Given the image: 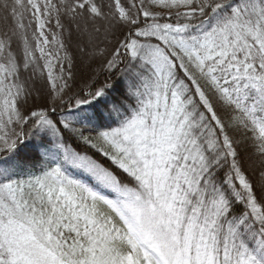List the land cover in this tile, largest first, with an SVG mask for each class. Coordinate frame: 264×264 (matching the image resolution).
Here are the masks:
<instances>
[{"label":"snow or ice","instance_id":"obj_1","mask_svg":"<svg viewBox=\"0 0 264 264\" xmlns=\"http://www.w3.org/2000/svg\"><path fill=\"white\" fill-rule=\"evenodd\" d=\"M0 264H264V0H0Z\"/></svg>","mask_w":264,"mask_h":264}]
</instances>
